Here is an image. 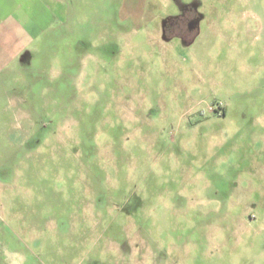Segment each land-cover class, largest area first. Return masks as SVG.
<instances>
[{"label":"rangeland","instance_id":"obj_1","mask_svg":"<svg viewBox=\"0 0 264 264\" xmlns=\"http://www.w3.org/2000/svg\"><path fill=\"white\" fill-rule=\"evenodd\" d=\"M0 74V264H264V0H65Z\"/></svg>","mask_w":264,"mask_h":264},{"label":"crops","instance_id":"obj_2","mask_svg":"<svg viewBox=\"0 0 264 264\" xmlns=\"http://www.w3.org/2000/svg\"><path fill=\"white\" fill-rule=\"evenodd\" d=\"M65 0H0V74L63 18Z\"/></svg>","mask_w":264,"mask_h":264}]
</instances>
